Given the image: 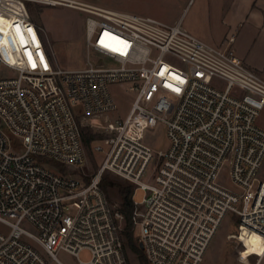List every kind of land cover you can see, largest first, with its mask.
<instances>
[{"label":"built area","instance_id":"built-area-1","mask_svg":"<svg viewBox=\"0 0 264 264\" xmlns=\"http://www.w3.org/2000/svg\"><path fill=\"white\" fill-rule=\"evenodd\" d=\"M27 3L86 14L85 67L54 65ZM0 22L15 43L0 41V264H65L61 251L78 264H129L108 173L134 185L131 219L148 264H200L230 212L264 237V79L237 55L234 36L218 47L181 20L94 0H0ZM113 85L134 95L123 119L108 117ZM80 116L105 118L94 146L103 161L82 179L44 160L87 162ZM160 125L168 146L156 153L146 135Z\"/></svg>","mask_w":264,"mask_h":264},{"label":"rangeland","instance_id":"rangeland-1","mask_svg":"<svg viewBox=\"0 0 264 264\" xmlns=\"http://www.w3.org/2000/svg\"><path fill=\"white\" fill-rule=\"evenodd\" d=\"M94 3L117 10L152 16L168 23L181 20L189 32L200 39L219 45L218 39L234 35L236 38L264 39V0H94ZM32 21L37 25L44 45L52 57L56 67L65 69H81L85 67V17L86 14L75 8L66 6H48L38 3H27ZM8 24L0 22V41L10 44L7 39ZM229 39V38H227ZM234 49L236 41L233 42ZM253 47L251 51L259 50ZM7 56L8 48L4 47ZM264 51V47L262 52ZM98 57L94 55L93 58ZM10 58V57H9ZM173 62L172 59H169ZM177 62V61H176ZM175 63V62H173ZM14 70L3 67L2 74L11 76ZM16 73V72H15ZM224 86V84H221ZM112 93L117 109L108 114L112 120L123 119L128 114L133 100V93L123 85H113ZM80 119L85 127L95 135L87 151V162L80 166L55 162L44 158L48 166L63 173H71L76 178L95 173L103 161V155L94 151V146L104 137L105 118ZM91 122L94 125H91ZM258 123L264 127V110L258 117ZM146 141L156 153L164 151L168 146L165 128L160 125L150 130ZM159 165V159L156 165ZM260 178L264 180V162L260 170ZM103 188L111 202L118 208L123 203V195L118 185L131 186L124 179L108 173ZM144 191L137 190L135 199L140 201ZM130 198V197H129ZM0 230L8 231V227L0 222ZM137 240L136 233L134 232ZM141 249V248H140ZM145 256L144 251L141 249ZM46 258L47 255L43 252ZM129 264H141L139 254L126 246ZM90 252L84 250L79 258L89 261ZM59 259L65 264H78L77 258L61 251ZM55 264V263H54ZM200 264H264V237L240 224L233 213H228L210 243Z\"/></svg>","mask_w":264,"mask_h":264},{"label":"trees","instance_id":"trees-1","mask_svg":"<svg viewBox=\"0 0 264 264\" xmlns=\"http://www.w3.org/2000/svg\"><path fill=\"white\" fill-rule=\"evenodd\" d=\"M82 134H83V141L85 144V148H89L92 140L95 138V135L92 134L91 131H89L88 127H82ZM105 184V183H103ZM120 188V191L123 195V203L121 205V210L123 211L125 215V222L124 227L122 230V235L125 239V244L128 247H131L133 250H135L139 256H140V262L141 264H148V261L146 259V256L142 253L138 241L135 238L134 235V225L131 219L132 215V206L129 202L130 197V190L132 189L131 186H124V185H118Z\"/></svg>","mask_w":264,"mask_h":264},{"label":"crops","instance_id":"crops-1","mask_svg":"<svg viewBox=\"0 0 264 264\" xmlns=\"http://www.w3.org/2000/svg\"><path fill=\"white\" fill-rule=\"evenodd\" d=\"M234 36V35H231ZM229 38V37H227ZM222 38L218 39V47H226L230 44L229 39ZM236 41V48L235 49L237 55L245 62V64L254 70L256 73H258L263 79H264V39L259 40H248L247 38H234V41ZM233 46V43L231 44ZM258 47L259 50L251 51L253 47ZM234 48V47H233ZM257 48V49H258Z\"/></svg>","mask_w":264,"mask_h":264},{"label":"bare ground","instance_id":"bare-ground-1","mask_svg":"<svg viewBox=\"0 0 264 264\" xmlns=\"http://www.w3.org/2000/svg\"><path fill=\"white\" fill-rule=\"evenodd\" d=\"M7 33H8V29H7ZM7 39H8V42H9L11 45H13V47H15V43H14L13 38H12L11 36H9L8 34H7Z\"/></svg>","mask_w":264,"mask_h":264},{"label":"snow or ice","instance_id":"snow-or-ice-1","mask_svg":"<svg viewBox=\"0 0 264 264\" xmlns=\"http://www.w3.org/2000/svg\"><path fill=\"white\" fill-rule=\"evenodd\" d=\"M18 30V29H17ZM30 31V30H29ZM105 35L107 36L108 34L107 33H105ZM112 39H116L115 37H112ZM101 43H104V41L103 40H101ZM120 43H123L122 41L120 42ZM105 46H107V45H105ZM33 66H35V65H33Z\"/></svg>","mask_w":264,"mask_h":264},{"label":"water","instance_id":"water-1","mask_svg":"<svg viewBox=\"0 0 264 264\" xmlns=\"http://www.w3.org/2000/svg\"><path fill=\"white\" fill-rule=\"evenodd\" d=\"M139 247L142 249V244H139Z\"/></svg>","mask_w":264,"mask_h":264}]
</instances>
